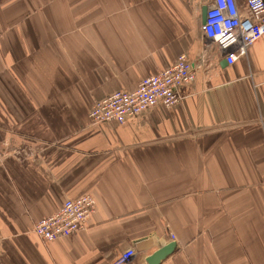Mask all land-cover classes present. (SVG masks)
<instances>
[{"label":"crops","instance_id":"1","mask_svg":"<svg viewBox=\"0 0 264 264\" xmlns=\"http://www.w3.org/2000/svg\"><path fill=\"white\" fill-rule=\"evenodd\" d=\"M214 0H0V264H264V35L229 63ZM248 15L245 0H237ZM180 101L94 124L95 101L172 67ZM96 209L43 241L70 198Z\"/></svg>","mask_w":264,"mask_h":264},{"label":"built area","instance_id":"2","mask_svg":"<svg viewBox=\"0 0 264 264\" xmlns=\"http://www.w3.org/2000/svg\"><path fill=\"white\" fill-rule=\"evenodd\" d=\"M248 15L240 11L237 0H214L207 10L202 31L207 41L226 54L229 63L245 56L249 48L264 35V0H245ZM196 77L193 62L180 55L176 63L155 75L142 79L133 90H119L95 101L90 111L94 124L125 122L160 104L170 107L181 99L180 88ZM96 209L91 194L67 199L50 217L34 225V232L45 242L68 237L88 227V220ZM135 249L119 251L111 264H132Z\"/></svg>","mask_w":264,"mask_h":264},{"label":"water","instance_id":"3","mask_svg":"<svg viewBox=\"0 0 264 264\" xmlns=\"http://www.w3.org/2000/svg\"><path fill=\"white\" fill-rule=\"evenodd\" d=\"M208 8H205L203 10V23L205 22L206 15H207ZM172 251V245L161 248L159 251H157L153 257L149 259L150 264H158L161 260H163L168 254H170Z\"/></svg>","mask_w":264,"mask_h":264}]
</instances>
